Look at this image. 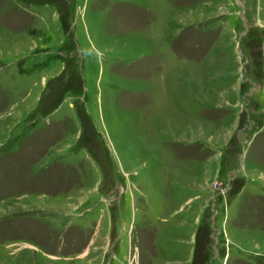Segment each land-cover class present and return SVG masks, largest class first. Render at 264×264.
I'll return each instance as SVG.
<instances>
[{"label": "rangeland", "instance_id": "374dc122", "mask_svg": "<svg viewBox=\"0 0 264 264\" xmlns=\"http://www.w3.org/2000/svg\"><path fill=\"white\" fill-rule=\"evenodd\" d=\"M0 264H264V0H0Z\"/></svg>", "mask_w": 264, "mask_h": 264}, {"label": "trees", "instance_id": "16d2710c", "mask_svg": "<svg viewBox=\"0 0 264 264\" xmlns=\"http://www.w3.org/2000/svg\"><path fill=\"white\" fill-rule=\"evenodd\" d=\"M143 19H144V21H145L146 23H148V22L150 21V17H149V15H146V17H144ZM255 201H257V199H256Z\"/></svg>", "mask_w": 264, "mask_h": 264}]
</instances>
